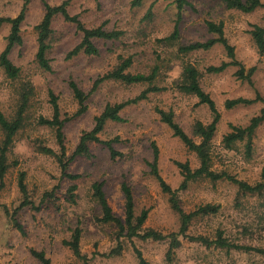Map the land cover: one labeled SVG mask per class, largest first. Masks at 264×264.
Listing matches in <instances>:
<instances>
[{"label":"rangeland","instance_id":"374dc122","mask_svg":"<svg viewBox=\"0 0 264 264\" xmlns=\"http://www.w3.org/2000/svg\"><path fill=\"white\" fill-rule=\"evenodd\" d=\"M43 1L52 6L66 0H30L26 19L21 27L23 45L16 46L10 55L19 68L17 79H10L0 66V113L12 119L20 104L25 87H32V95L22 129L14 139L8 154L10 168L0 189V264H41L31 250L44 252L51 264H139L137 251L150 264H264V255L256 252L206 247L199 242L180 237L181 246L170 255L171 239L165 241L142 240L139 237L119 239V229L104 224L102 209L94 198L93 185L104 183V191L114 214L125 219V196L122 185L131 188L135 214L149 211L142 233L155 230L164 235L177 233L181 222L169 203L159 182L151 173L150 163L158 150L160 175L173 190H178L183 177L176 163L189 162L192 169L200 166L196 154L173 135L160 120L156 108L173 111L176 121L197 143L193 126L200 121L212 122L213 115L199 99L180 91L183 68L192 65L201 73V86L212 97L221 120L212 142V169L227 173L251 185L259 183L264 171V123L257 129L252 150L247 153L246 142H237L232 150L223 144L231 127H246L250 120L264 109V55H260L250 31L254 25H264V7L252 13L230 10L221 0H188L191 7L180 16L173 0H144L139 7L133 0H68L71 15L79 16L87 28L104 27L107 31H121L116 41L95 40L97 56L83 53L68 58V54L81 42L82 34L72 23L57 17L50 37L48 58L52 71L43 70L36 60L38 51L35 27L45 14ZM264 3V0H262ZM24 0H0V18H15L22 11ZM151 10L152 16L147 18ZM224 24L225 37L235 47L236 60L245 73L255 68L251 81L240 80L239 67L231 66L221 73H208L210 67L230 62L226 50L216 45L208 51L181 54V45L204 42L209 34L206 22ZM178 26L180 38L174 45L162 43ZM10 26L0 27V55L7 45ZM216 37V36H215ZM133 58V74H150L159 67L156 85L165 91L152 93L146 101L130 106L122 112L123 123L109 122L101 140L119 138L114 149L121 156L112 158L103 144L90 145L91 158L79 157L70 164L68 173L80 176L76 181L63 178L57 159L42 153L49 148L60 153L56 130L39 123L40 118L52 119L50 93L58 99L61 120L71 118L79 109L70 83H75L89 94L94 82L113 71L122 61ZM147 84L125 85L105 82L88 99V111L64 124L63 133L67 157L74 153L83 132L93 129L95 118L108 104L114 105L139 96ZM261 101L227 109L226 102L239 98ZM4 134L0 128V144ZM26 174L28 198L36 206L46 193L53 198L45 200L40 211L30 207L20 210L17 219L24 228L20 233L10 216L19 208L24 197L18 186L19 176ZM76 185L75 202L69 189ZM1 186V182H0ZM182 209L193 212L207 204L218 205L215 215L199 217L190 225L188 235L215 240L219 231L231 243L264 249V194L244 195L231 182H211L200 179L178 192ZM5 207L9 211L7 215ZM82 231L81 257L64 245L74 231ZM120 245V246H119ZM121 247L118 254L113 251Z\"/></svg>","mask_w":264,"mask_h":264},{"label":"trees","instance_id":"16d2710c","mask_svg":"<svg viewBox=\"0 0 264 264\" xmlns=\"http://www.w3.org/2000/svg\"><path fill=\"white\" fill-rule=\"evenodd\" d=\"M226 8L230 10H238L243 13H252L259 8L264 7L262 0H221ZM144 0H133L132 5L134 7H139L143 4ZM174 4L179 10L178 16L181 15L182 11L187 7H191L188 0H173ZM30 3V0H24V5L20 14L15 18H0V27L3 24H8L10 26L9 35L6 38L7 45L0 55V66L3 68L4 72L10 79H17L19 77L20 70L17 68L10 59L12 50L16 46L23 45V38L21 35V27L26 19V10ZM45 14L42 21L35 27L37 32V43L38 51L36 55V60L40 67L45 71H52L51 60L48 58V52L51 49L50 37L53 33L52 25L57 17L63 18L66 22L72 23L76 26L77 30L82 34L81 42L68 54V58H72L81 53L87 56H97L99 50L94 44L95 40H105V41H116L119 40L123 33L121 31H107L104 27L100 26L97 28H87L80 20L79 16L71 15L69 12L70 2L68 0L64 1L62 4L57 6H52L46 1H43ZM152 16L151 10L147 14V18ZM206 28L209 34L214 37L204 41L195 42L189 45H181L178 49L181 54H189L196 51H208L215 47L216 45H221L226 50L230 62H224L219 67L208 68V73H221L225 71L228 67L235 66L239 67L236 73L240 80L251 81V77L255 71V68L249 70L248 74L245 73L244 66L236 60L235 47L232 46L224 33V24L215 23L212 21L206 22ZM252 39L258 49L260 55H264V25H254L250 31ZM216 36V37H215ZM180 38V31L178 26H176L175 31L167 38L163 39L162 43H167L168 45H174L176 41ZM120 64L107 74L99 77L93 85L92 90L89 94L84 93L75 83H70V87L73 91L74 98L77 100L79 109L78 111L69 119L61 120L60 108L58 105V99L54 93H50V103L53 107V117L52 119L40 118L39 123L41 125H46L56 130L57 142L60 147V153H56L52 149L42 148L41 151L44 154L53 156L57 159L59 163L61 174L63 178L76 181L80 176L68 173V169L71 163H73L76 158L86 157L91 158L90 145L93 143L103 144L106 146L112 158L121 156L114 149V144L119 142V138L113 140L104 141L101 140L100 135L104 132L105 127L109 122L123 123L125 120L122 117V112L130 107L138 105L139 103L146 101L149 95L152 93H159L165 91L166 88L158 87L155 83L160 74L159 67H155L150 74H133L129 70L133 65V58L129 57L127 59H121ZM182 80L178 85L181 92L195 96L199 99V105H206L209 107L213 119L209 124H204L203 122H196L193 126V134L195 137L200 139L197 143L192 137H190L183 127L176 121L175 114L173 111H165L160 108H156L157 114L160 116V120L166 124L173 132V135L177 137L189 151L196 154L199 159L200 166L197 169H192L189 162L186 163H176L178 166L181 176L183 177L182 184L178 190H173L172 187L166 183L162 178L158 168L159 154L158 150L155 148L154 160L149 164L151 168L152 175L159 182L162 191L169 195V203L172 209L179 214L181 227L179 232L172 233L169 235H164L155 230H147L142 233V228L148 220L149 211L144 210L140 216L135 214V204L131 188L123 184L122 191L125 196V219L117 217L106 196L104 191V183H95L93 185L94 198L100 205L102 209V218L98 221L104 224H113L119 229L118 237H127L132 239L139 237L142 240H153V241H165L166 239H171V246L169 255L177 248L181 246L179 240L180 237L184 239H189L193 242H199L206 247L215 246L219 249H234L246 252H256L264 255V249L253 248L250 246H242L238 244L231 243L228 239L224 237V233L219 231L215 240H209L205 237H194L189 236L188 231L192 222L199 217H207L210 215H215L219 212L220 206L207 204L200 206L197 210L187 213L185 212L178 198V192L186 190L190 183L195 182L200 179H208L211 182L228 181L233 183L239 188V191L244 195H257L261 196L264 194V171L262 173V178L259 183L251 185L247 182L241 181L234 176L227 173H218L212 169V142L216 135L219 122L221 120V113L216 107L215 101L212 99L210 94L206 93L201 86V73L197 68L192 65H186L183 68ZM121 82L125 85H140L147 84L148 88L144 90L139 96L129 99L127 101L117 103L114 105L108 104L103 112L95 118V124L92 130L85 131L82 133L79 143L72 154V156L67 157L66 147H65V137L63 133L64 124L71 119L78 118L84 115L88 111L87 101L90 96L95 93L98 88L105 82ZM32 95V87H25L21 93L20 104L15 116L12 119H8L0 113V128L4 134L3 140L0 144V189L4 186V178L10 168L8 164V154L14 144V139L17 133L22 129L25 114L28 110L30 98ZM258 101H261L260 96L256 99H244L239 98L235 100H228L226 102V108L231 109L238 105H250ZM264 123V109L261 110L259 115L253 117L248 126L246 127H236L232 126V131L224 136L223 144L227 150H232L237 142H246L247 153L252 150L253 139L257 129ZM26 174L22 172L19 176L18 186L24 197L23 202L17 208L10 219L16 229L24 234V228L17 219V214L20 210L30 207L35 211H40L45 200L53 198V193H46L43 196L41 203L36 206L28 198L27 186L25 183ZM77 186L73 185L69 189V196L71 201L75 202V191ZM7 215H9L8 209L5 207ZM82 238V231L77 228L70 241H65L64 245L68 246L75 256L81 257L80 243ZM120 246V245H119ZM121 247H119L116 252L113 251L112 254H118ZM32 256L37 259L41 264H51V260L47 258L44 252L31 250ZM137 256L139 264H150L141 254L137 251Z\"/></svg>","mask_w":264,"mask_h":264}]
</instances>
